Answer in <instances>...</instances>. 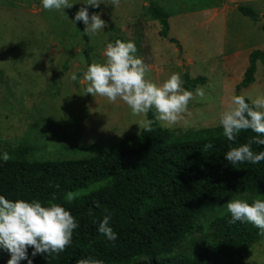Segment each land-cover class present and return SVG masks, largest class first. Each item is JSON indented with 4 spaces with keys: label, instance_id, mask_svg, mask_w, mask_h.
Masks as SVG:
<instances>
[{
    "label": "rangeland",
    "instance_id": "obj_1",
    "mask_svg": "<svg viewBox=\"0 0 264 264\" xmlns=\"http://www.w3.org/2000/svg\"><path fill=\"white\" fill-rule=\"evenodd\" d=\"M73 7L46 10L41 0H0V156L6 148L31 146L30 160L79 158L105 152L128 134L141 129V117L131 114L120 99L85 94L84 72L93 61L104 62L107 43L132 41L135 54L149 65L146 79L162 84L172 73L182 80L204 76L206 96L189 102L184 119L174 130L219 125V114L233 95L264 96V62L257 61L254 81L237 89L248 66L252 50L264 51V0H120L118 7L104 0L96 13L107 27L82 37L75 13L86 0H69ZM155 3L168 13V37L159 35L160 24L147 12ZM246 5L260 15L252 20L243 15ZM65 11V12H64ZM90 15L92 13H89ZM66 67L63 70V64ZM76 74L77 80L71 79ZM183 87V85H182ZM161 124V122H159ZM94 144L72 151L62 148ZM103 182L68 192L65 198L80 196L99 188ZM239 198L247 197L246 193ZM226 204L205 212L199 219L203 231L213 218L224 214ZM188 235L182 247L186 254L198 251ZM237 262L264 264V236ZM20 264H24L23 261Z\"/></svg>",
    "mask_w": 264,
    "mask_h": 264
},
{
    "label": "trees",
    "instance_id": "obj_2",
    "mask_svg": "<svg viewBox=\"0 0 264 264\" xmlns=\"http://www.w3.org/2000/svg\"><path fill=\"white\" fill-rule=\"evenodd\" d=\"M86 7L89 13L98 11ZM146 10L159 22V35L176 43L168 37V13L155 3ZM238 10L252 20L260 18L246 5H239ZM78 25L86 39L85 25L82 21ZM261 28L264 30V21ZM258 60L264 62V51L252 50L237 89L253 83ZM205 80L204 76L192 78L186 73L183 88L193 89ZM154 111H149L148 119H154ZM255 136L252 130L243 131L232 142L223 136L220 125L171 130L157 121L150 132L141 129L103 153L79 158L30 160L33 148L18 145L6 148L7 162L0 156V195L44 204L54 198L78 223L71 245L58 256L32 257L29 247L33 264H76L89 257L104 264H252L237 262L236 258L264 236L257 227L247 221L231 222L227 210L208 222L207 231L199 219L239 194L246 193L243 199L250 203L255 198L264 199V161L233 166L224 157L230 146L247 143ZM259 138L264 139V135ZM208 143L213 146L205 151ZM93 147L92 143L62 144L72 151ZM252 150L264 151V145L252 144ZM95 182L103 184L86 194L65 198L68 192ZM105 215H110L109 226L118 235L115 241H108L98 231ZM188 235L193 245L203 242L198 251L172 254ZM9 259L10 254L0 247V264H7Z\"/></svg>",
    "mask_w": 264,
    "mask_h": 264
},
{
    "label": "clouds",
    "instance_id": "obj_3",
    "mask_svg": "<svg viewBox=\"0 0 264 264\" xmlns=\"http://www.w3.org/2000/svg\"><path fill=\"white\" fill-rule=\"evenodd\" d=\"M46 10H65L73 7L69 0H41ZM118 7L120 0H110ZM104 0H86L83 5L98 8ZM65 12V11H64ZM83 22L84 33L88 36L98 33L107 27L101 19L100 13L89 14L88 7L81 6L75 13L74 21ZM137 47L132 41L117 39L114 43H107L104 50L105 61H93L87 66L83 80L87 82L85 94L93 97H106L110 102L122 100L131 110V114L141 119L136 123L140 129L152 131L157 121L161 126H173L184 119L188 111L189 102L196 99L203 100L205 89L198 87L195 94L182 87L183 80L178 73H172L162 84H156L146 79L150 71L142 58L135 54ZM71 79L77 80L76 74ZM246 102L243 95H233L228 106L219 114V125L222 134L228 140L236 142L241 132L252 130L257 136L250 138L247 143L230 146L225 153V159L233 166L249 162L253 165L264 161V151L254 152L252 144L264 145V96L248 97ZM154 111V119H148L149 111ZM212 144L204 145V150L212 148ZM4 162L10 157L3 153ZM226 210L231 214L232 221H247L252 223L264 234V199L255 198L251 203L239 197H234L226 203ZM110 215H105L99 222L98 231L108 241L118 239L117 233L109 226ZM78 223L62 205L55 203L54 198L47 204L39 200L25 201L23 199L10 200L0 195V247L10 254L7 264H20L29 258L28 249L32 248L31 256L46 254L57 256L64 252L72 243L73 231ZM76 264H104L95 258H82Z\"/></svg>",
    "mask_w": 264,
    "mask_h": 264
}]
</instances>
